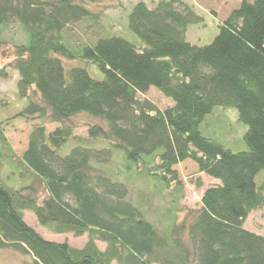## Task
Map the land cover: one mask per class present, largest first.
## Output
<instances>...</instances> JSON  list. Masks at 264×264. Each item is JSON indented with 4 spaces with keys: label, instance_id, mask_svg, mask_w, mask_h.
Segmentation results:
<instances>
[{
    "label": "trees",
    "instance_id": "1",
    "mask_svg": "<svg viewBox=\"0 0 264 264\" xmlns=\"http://www.w3.org/2000/svg\"><path fill=\"white\" fill-rule=\"evenodd\" d=\"M101 1L0 0V44L13 49L17 92L27 99L0 119V251H19L24 264H264V234L246 227L264 210V0H242L206 45L186 39L204 17L182 0L134 5L129 27L142 46L121 36L69 41L72 25L101 26ZM15 25L23 41L6 37ZM8 76L0 61V77ZM151 88L174 104L160 108L146 97ZM217 106L237 108L245 148L203 133ZM77 116L101 124L77 137ZM14 119L32 127L22 155L6 136ZM47 124L59 126L48 134ZM114 154L121 164L103 166ZM188 159L219 184L204 191L200 209L186 211L175 166ZM138 179L153 193L135 204L127 181ZM154 196L169 203L162 227L145 216ZM25 210L52 233L86 235V244L46 240Z\"/></svg>",
    "mask_w": 264,
    "mask_h": 264
},
{
    "label": "rangeland",
    "instance_id": "2",
    "mask_svg": "<svg viewBox=\"0 0 264 264\" xmlns=\"http://www.w3.org/2000/svg\"><path fill=\"white\" fill-rule=\"evenodd\" d=\"M140 1L146 2L150 7H155L160 0H103L94 6L95 10H100L99 28L90 27L87 21H81L68 28L67 36L69 41L93 42L97 37L106 36H121L137 46H142L143 41L130 29L129 15L134 7ZM189 5H193L195 10L204 17V21L200 25H190L187 30L186 39L197 45L209 44L218 34V25L223 22L229 14L239 7L242 0H182ZM11 35L17 37L19 41H23L24 37L20 31L19 25L10 27L6 33V37ZM97 38V39H98ZM0 61L1 65L7 69L9 76L7 78L0 77V119L12 117L16 112L20 111L27 104V99L21 98L17 92L18 72L12 67L14 61L13 49L7 43L0 44ZM74 66L87 67L90 74L97 79L104 77L103 73L92 64H87L82 61H72ZM67 66V62L65 61ZM71 66V63H69ZM68 67V66H67ZM150 100L164 109L168 105L174 104L172 99L165 97L155 88H151L146 95ZM3 101H7L2 102ZM7 103V104H6ZM76 124L74 135L81 138L89 137V128L94 124H101L100 121L87 118L85 116H77L73 119ZM59 124H47V133L53 132ZM202 131L204 134L218 138L233 150H241L245 148L243 137L247 131V126L238 120V110L235 107L217 106L211 114L207 116L203 125ZM32 132V127L21 120L14 119L6 128V136L18 155H22L29 142V137ZM74 145L69 142V149ZM96 147L102 148L104 145L101 142L95 144ZM68 149V150H69ZM121 164L120 158L114 154L112 159L103 166H118ZM175 169L178 171L180 179L185 185V198L181 202V207L186 211L201 208V198L204 191L219 183L218 179L210 177L199 171L198 165L188 159L181 162ZM264 182V170L258 176L257 181ZM129 189V200L135 204H140L148 196L153 193V188L145 180L127 181ZM147 207L151 210L145 213L147 219L156 223L159 227L166 224L163 216L164 210L169 207V203L159 196L147 202ZM139 206V205H138ZM185 211L181 212L183 219ZM24 220L39 232L46 240L55 242H68L70 245L82 248L87 242V236L75 237L73 234H55L47 228L41 226L30 210H25ZM246 227L257 233L264 234V210H257L249 216ZM101 248H105L104 243H99ZM27 258L19 251L7 249L0 251V264H24Z\"/></svg>",
    "mask_w": 264,
    "mask_h": 264
},
{
    "label": "crops",
    "instance_id": "3",
    "mask_svg": "<svg viewBox=\"0 0 264 264\" xmlns=\"http://www.w3.org/2000/svg\"><path fill=\"white\" fill-rule=\"evenodd\" d=\"M219 184V183H218Z\"/></svg>",
    "mask_w": 264,
    "mask_h": 264
}]
</instances>
